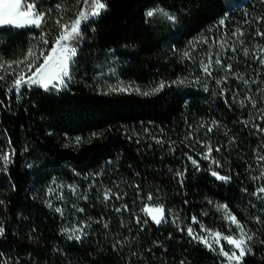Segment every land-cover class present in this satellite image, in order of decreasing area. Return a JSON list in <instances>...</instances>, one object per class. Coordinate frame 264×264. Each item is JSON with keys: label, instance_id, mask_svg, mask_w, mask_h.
Returning a JSON list of instances; mask_svg holds the SVG:
<instances>
[{"label": "trees", "instance_id": "obj_1", "mask_svg": "<svg viewBox=\"0 0 264 264\" xmlns=\"http://www.w3.org/2000/svg\"><path fill=\"white\" fill-rule=\"evenodd\" d=\"M107 3L106 12L82 26L83 39L67 88L31 87L17 94L8 91L12 76L0 82V152L15 153L7 171H0V226L4 228L0 264H220L204 244L171 222L173 215L185 216L186 229L196 216L206 228L230 235L213 209L215 204H227L256 234L254 254L242 264H264V245L259 243L264 240V224L255 221L257 216L264 221V204L251 202L256 187L250 179L259 162L256 156L264 155V132L260 131L264 129V65L253 55L264 47V36L257 35L264 32V21L256 19L264 17V0ZM57 4L73 10L82 7L74 0H40L41 10L52 9L53 19L43 27L49 40L56 35L54 19L62 14ZM155 7L175 13L177 22L162 16L146 19L145 12ZM64 17V22L74 18V11ZM222 18L224 25L219 24ZM223 28L240 29L244 35L236 39L244 45L238 48L237 40L229 39L237 51L222 55V60L232 65V71L214 64L208 77L200 70V62L207 61L209 52L215 57L213 41L217 40L212 37L217 39ZM40 34L41 29L32 27L0 29V59H22ZM201 38L208 43L197 42ZM190 41L195 43L191 50ZM41 46L38 42L37 53ZM189 50L191 59L183 58L182 52ZM225 76L226 81L216 83ZM184 77H199L200 83H171ZM239 77L253 78L246 85ZM118 81L138 86L142 92L160 81L168 86L148 96L109 92L105 82L115 85ZM237 87L241 97L231 99L228 91H238ZM213 121L218 125L207 133ZM92 133L100 135L92 137ZM75 136L84 142L75 145L69 139ZM201 140L213 146L212 157L221 168L212 165L210 169L209 161L201 159L206 150ZM216 147L221 151L216 152ZM185 154L200 162V170ZM210 170L232 179L219 181ZM68 185L77 186L78 193L73 194ZM137 185L144 200L138 198ZM49 188L54 189L51 194ZM107 189L121 199L104 201ZM148 192L155 197L149 203L163 204L166 215L171 209L167 223L135 222L137 215L141 221L145 218L140 209ZM61 195L62 200L57 198ZM49 200L52 208L47 206ZM123 204L129 211H114ZM55 207H61L63 215ZM81 222L90 227H85L88 235L80 241L69 240L70 233L61 231ZM193 227L199 231V225Z\"/></svg>", "mask_w": 264, "mask_h": 264}, {"label": "snow or ice", "instance_id": "obj_2", "mask_svg": "<svg viewBox=\"0 0 264 264\" xmlns=\"http://www.w3.org/2000/svg\"><path fill=\"white\" fill-rule=\"evenodd\" d=\"M76 10L72 8H65L64 6L57 4V10L61 11V15L58 18L54 19L53 28L56 31L51 40H49V33L43 31V27L48 24L53 18L51 17L52 9L41 10L40 0H0V29L6 28H23V27H32L36 29H41V34L38 37L40 45L39 52L36 51V46L30 47L22 59L17 60H3L0 59V82H5L8 76H12L11 87L8 91H15L19 94L23 88H31L33 86H38L45 91H60L64 88H67L68 84L73 78V69L76 64V58L79 53L80 42L83 39L82 26L87 25L90 21H94L96 18L100 17L104 12L108 10L107 0H74ZM68 11H74V18L64 22V13ZM154 16H162L168 22L175 24L177 22V16L175 13L169 12L162 7L150 8L145 12V17L152 18ZM257 21H264V17H257ZM247 23V21H245ZM220 25L225 24V19L219 20ZM244 33L240 29H236L233 33V37H242ZM258 36H264V32H257ZM197 42H202L207 44L208 40L201 38ZM241 43L243 41H240ZM219 45L221 50H224L226 47H230L232 52H236L237 49L235 45H228L227 40L221 38L217 41H213ZM195 47V43L189 42V49ZM183 51L182 57L186 59H191V51ZM173 51H177L173 48ZM243 55L245 57L249 56V49L247 47L243 48ZM254 58L258 61L259 64L264 65V47L259 48L254 54ZM42 61V62H41ZM217 67H222L225 72L232 71V65L223 64L222 55L220 52L215 54V60H213V54L211 52L207 53V61L200 62V70L208 77L213 75V65ZM15 65V67H14ZM34 69V70H33ZM114 74V73H113ZM244 84H248L249 81L243 77H239ZM227 76L221 77L216 80L217 84H220L222 81H226ZM172 84L175 85H186L192 83H200V78L196 77L194 80H189L187 77L177 78V80L172 81ZM105 86L109 92H136L140 95L148 96L155 93H159L166 86L165 81H160L154 88H151L149 91H141L138 86L133 84L125 85L122 81H118L117 84H107ZM204 90L208 91L207 85H204ZM225 89L221 88L220 94L223 96ZM251 101V97L247 98ZM241 106H244V101H240ZM253 107H255V102H253ZM264 111V110H262ZM264 118V116H262ZM247 123V122H245ZM218 122L213 121L212 126L207 128V133L213 131V127L217 126ZM256 127H259L257 125ZM264 132V129H260ZM92 137L100 135L99 133H92ZM189 137L192 136V133L189 132ZM72 143L79 145L84 142V138L81 136H75L69 138ZM158 143L160 141H157ZM11 142L9 141V144ZM204 149V152L201 153V159L209 161V167L211 169L212 165H215L217 168H221L222 165L219 160H215L212 157L213 146L210 143H207L203 140L199 141ZM69 145L66 144L65 147ZM216 152H220L221 148L216 147ZM14 150L10 154L8 152H0V171H7L8 165L12 162L11 156L14 155ZM187 159L191 161V164L196 170H200V162L197 159H193L191 155L185 154ZM257 161H264V155L257 156ZM251 167V166H249ZM96 173L94 175H99ZM210 174L219 181L229 182L232 177L230 175H221L220 172L215 170H210ZM177 176H182V173H177ZM253 181H259L264 179V168L261 169L258 176L251 177ZM182 183V181H181ZM68 189L73 193H78V188L75 185H68ZM138 190V198L144 200L145 197L139 195V186H135ZM54 189L49 188L47 192L51 194ZM247 192V189H244ZM257 199L264 200V185L257 187L254 192L251 194ZM113 197L119 200L121 196L117 193H113L111 189H107L103 192V200L110 201ZM58 199H63V196L57 197ZM87 199L85 195L83 197ZM155 199L152 192H148L146 196V201L140 209V212L145 217L141 221L140 216L135 217V222L140 225L148 224L149 220L156 225H161L167 223L169 216H172L171 209H168V215H166L165 206L163 204H153L149 203ZM47 206L52 208L51 201H46ZM186 203V202H185ZM209 204H213L212 201H208ZM0 204H3V201H0ZM75 207V206H74ZM214 207L220 213H222V218L229 225V230L233 234H225L219 230H212L206 228L200 220L193 216L191 217V223L188 224L187 228H181L179 225V216H172L171 222L177 225V228L180 231L187 232V235L193 240H196L204 244L207 248L211 250H217L218 254L225 258L226 264H242V261L247 255L254 254L253 247L255 244V233L247 229V226L242 223L234 213L231 212L227 204H215ZM56 213L63 215V209L61 207H55L53 209ZM78 211L83 212V209H78ZM114 211L120 213L121 211H129L128 205L123 204L121 207L115 208ZM206 215V214H205ZM255 221L258 224H264V221H261L259 216L255 217ZM193 225H199V232L195 230ZM123 221H121V227H124ZM85 227H90V224L86 222H81L73 228H62L61 231L65 234H68L69 240L80 241L82 237L88 235L85 231ZM105 228H108V224H104ZM4 228L0 226V236H3ZM224 241L225 243H221ZM259 243L264 245V240H260ZM225 246H230L229 251H225ZM116 245H113L115 249ZM0 253V257H2ZM181 264H184L181 261Z\"/></svg>", "mask_w": 264, "mask_h": 264}, {"label": "rangeland", "instance_id": "obj_3", "mask_svg": "<svg viewBox=\"0 0 264 264\" xmlns=\"http://www.w3.org/2000/svg\"><path fill=\"white\" fill-rule=\"evenodd\" d=\"M235 31V29H230V30H225V28H223L222 30H221V32L219 33V36L217 37V39H216V37H212V39L213 40H219V39H221V38H223V39H225V40H227V42H228V45L229 46H231L232 45V43L230 42V41H228L229 39H231V38H234V39H236V37H233L232 36V33ZM211 39V40H212ZM237 40V39H236ZM240 41H242V40H237V46H238V48H241L243 45H244V42H240ZM32 42L33 43H31V47H33V46H36V51H37V48H38V42H39V40H37V38L36 39H34V40H32ZM211 45H213V44H211ZM214 45H217L216 46V49H214L215 51H216V53L217 52H220L221 53V55H223V56H226V54L227 53H231L232 54V51H230L229 52V49H230V47H226L224 50H221L220 48H219V45L218 44H214ZM241 46V47H240ZM211 49H213L212 47H210ZM255 52L257 51V50H254ZM255 52H253V54L255 53ZM222 56V57H223ZM223 59V58H222ZM213 60H215V57L213 58ZM42 62V61H41ZM14 67H15V65H14ZM217 67V66H216ZM34 70V69H33ZM253 77H251V78H248V77H246V79L249 81V80H251ZM33 87H38V86H33ZM237 89H238V91L237 90H234L233 92H231V90L230 91H228L229 92V95H230V98L231 99H234L235 100V98L236 97H238L239 99H240V97H241V95H240V93H239V87H237ZM244 90V89H243ZM244 93H246V91H243ZM247 94V93H246ZM254 108H259L258 107V105L256 104L255 105V107ZM257 157V156H256ZM256 166H257V169H256V171L253 173V172H251V174H250V176L251 177H253V176H258L259 174H260V171H261V169L262 168H264V161H259V162H257L256 163ZM253 173V174H252ZM251 177H250V179H251ZM251 181H252V186H254V187H259V186H261V185H264V179H261V180H259V181H253L252 179H251ZM254 197V196H253ZM141 200V199H140ZM251 202L252 203H254V204H264V200H262V199H257L256 197H254V198H252V200H251ZM213 209H215V212H216V214L220 217V219L222 220V222L225 224V228L229 231V233L230 234H233V232L232 231H230L229 230V227H228V225H227V222L226 221H224L223 220V218H222V213H220V212H218L217 210H216V208L215 207H213ZM173 216H175V215H173ZM183 216H180L179 215V218H180V220H179V225H180V227L181 228H185L186 227V217L184 216L183 218H182ZM175 225V224H174ZM175 227H177V225H175ZM197 232H199V231H197ZM188 236V235H187ZM192 239V238H191ZM193 240V239H192ZM221 243L223 244V243H225L224 241H221ZM205 246V245H204ZM206 247V246H205ZM206 249H208V250H210L212 253H214L216 256H217V259L219 260V262H220V264H226V261H225V258L223 257V256H221V255H219L218 254V249L217 250H211V249H209V248H207L206 247ZM229 249H230V246H225V251H229Z\"/></svg>", "mask_w": 264, "mask_h": 264}]
</instances>
